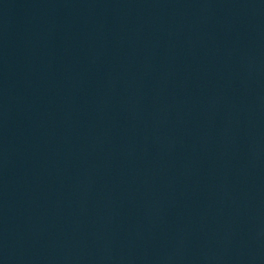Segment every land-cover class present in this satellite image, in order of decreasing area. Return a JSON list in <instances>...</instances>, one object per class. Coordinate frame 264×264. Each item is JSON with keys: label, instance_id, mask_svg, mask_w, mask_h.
Here are the masks:
<instances>
[{"label": "water", "instance_id": "water-1", "mask_svg": "<svg viewBox=\"0 0 264 264\" xmlns=\"http://www.w3.org/2000/svg\"><path fill=\"white\" fill-rule=\"evenodd\" d=\"M0 264H264V0H0Z\"/></svg>", "mask_w": 264, "mask_h": 264}]
</instances>
